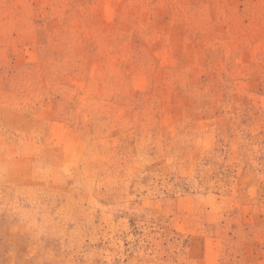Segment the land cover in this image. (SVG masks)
Returning a JSON list of instances; mask_svg holds the SVG:
<instances>
[{
    "label": "rangeland",
    "instance_id": "obj_1",
    "mask_svg": "<svg viewBox=\"0 0 264 264\" xmlns=\"http://www.w3.org/2000/svg\"><path fill=\"white\" fill-rule=\"evenodd\" d=\"M0 264H264V0H0Z\"/></svg>",
    "mask_w": 264,
    "mask_h": 264
}]
</instances>
